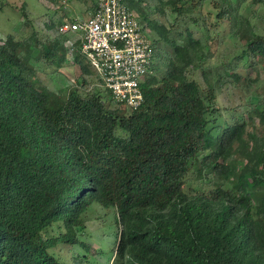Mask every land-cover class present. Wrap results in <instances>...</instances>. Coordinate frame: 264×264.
I'll use <instances>...</instances> for the list:
<instances>
[{"label":"trees","instance_id":"trees-1","mask_svg":"<svg viewBox=\"0 0 264 264\" xmlns=\"http://www.w3.org/2000/svg\"><path fill=\"white\" fill-rule=\"evenodd\" d=\"M156 1L152 15L164 13ZM194 1L168 0V24L150 18L155 62L134 111L89 89L95 73L76 42L78 87L60 98L40 86L36 66L61 69L73 34L32 29L0 43V264H65L56 246L90 250L81 236L93 203L116 210L111 264H264V93L245 73L264 62V0ZM127 4L140 12L143 0ZM203 4L215 23L195 14ZM222 23L236 41L231 57L219 52ZM227 84L247 111L222 125Z\"/></svg>","mask_w":264,"mask_h":264},{"label":"rangeland","instance_id":"rangeland-1","mask_svg":"<svg viewBox=\"0 0 264 264\" xmlns=\"http://www.w3.org/2000/svg\"><path fill=\"white\" fill-rule=\"evenodd\" d=\"M164 8V13L152 15L154 8L157 6L156 0H143V4L140 7V12L135 11L142 22V24L147 25L150 28L149 21L150 18H157L158 21L162 24H168L166 19H169V8L167 6L168 0H162ZM199 1V0H196ZM194 1L195 3H197ZM94 2L97 0H58L57 2H52L50 0H5V2L0 1V43L3 42L6 37L10 34L14 35H28L32 32V29L39 32L42 36H59L58 28L56 27L53 30H48L45 28L46 23H50V20L53 19L55 22L59 21H73V20H83L88 19L90 16L91 8ZM58 3V4H56ZM203 7H198L195 10V14H201L203 17L207 15L210 24L215 23V14L212 5L203 4ZM200 17L201 23L203 25V17ZM145 17H148L149 20H144ZM144 18V19H142ZM154 18V19H155ZM29 21V22H27ZM222 23L219 27L216 28V33L219 35V52L227 48L233 56L236 49V41L230 38L229 30L227 27L223 26ZM264 26V24H263ZM151 29V28H150ZM149 29L147 36L149 40L155 44L156 33L152 32ZM193 31L200 36L201 33L194 27ZM200 33V34H199ZM202 34L205 37L211 38V31L204 30ZM215 39V38H214ZM74 40V37H73ZM217 40L214 41V44ZM179 44H182V41H178ZM31 46L27 47V53L32 54ZM67 49V48H66ZM29 51V52H28ZM76 51V50H75ZM69 53L67 49V63L61 67L59 70H54V67H49L44 62V59H41V63L37 67V78L40 82V86L50 89L55 92L60 98L64 96L68 90L78 87L77 76L78 72L76 71L73 65V55ZM165 53V48L163 51ZM26 53V54H27ZM25 54V56H26ZM28 57V56H27ZM217 58V57H216ZM254 60L245 59L244 63L247 65H253ZM156 63L158 61L156 60ZM161 62L159 61L158 64ZM214 61H211L213 64ZM243 63V64H244ZM257 67H249L250 70L247 72L252 76L254 80H257L253 83L252 93H264V62H257ZM255 65V66H256ZM199 73V72H198ZM242 73V71H241ZM200 74V73H199ZM198 78V75H197ZM200 82L203 84V80L199 77ZM88 87L90 90H101L106 101L114 109H125L121 105L116 104L110 95V93L101 87L96 76L87 77ZM218 107L221 110V119L220 123L223 125L225 122L229 121L232 116H238L241 113L247 111V105H244L240 99L239 93L235 90L233 84H227L220 90H218ZM247 100V97H246ZM86 220V229L82 234L83 243L86 246H90V250L77 245L72 247L71 251L68 248H64L63 245L56 246L52 253L57 255L60 261L65 264H111L113 260V249L114 242L117 234L116 228V210L114 208H103L98 203H93L91 207L85 213ZM59 226L56 225L48 233L49 237H55L60 235ZM120 231V230H119ZM75 258L76 263H75Z\"/></svg>","mask_w":264,"mask_h":264},{"label":"built area","instance_id":"built-area-1","mask_svg":"<svg viewBox=\"0 0 264 264\" xmlns=\"http://www.w3.org/2000/svg\"><path fill=\"white\" fill-rule=\"evenodd\" d=\"M98 7L88 19L62 25L59 35L73 34L69 53L79 52L94 71L101 87L112 100L129 110L144 101L142 82L152 73L155 48L149 28L130 9L127 0H97Z\"/></svg>","mask_w":264,"mask_h":264}]
</instances>
